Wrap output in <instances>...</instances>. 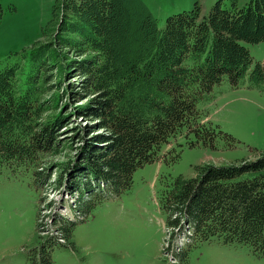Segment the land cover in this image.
Listing matches in <instances>:
<instances>
[{
  "label": "trees",
  "instance_id": "16d2710c",
  "mask_svg": "<svg viewBox=\"0 0 264 264\" xmlns=\"http://www.w3.org/2000/svg\"><path fill=\"white\" fill-rule=\"evenodd\" d=\"M3 16L0 0V23ZM44 36L0 68V170L31 171L39 188L48 182L46 158L63 145L69 120L58 111L61 93L45 98L46 84L54 79L61 89L67 81L72 101L87 98L74 107L92 124L77 127L79 156L57 164L64 173L53 184L77 195L72 209L81 217L129 189L134 172L185 129L215 146L218 132L201 120L198 101L224 76L234 87L246 77L253 57L244 42L264 41V0L232 8L217 2L207 14L197 4L170 15L163 28L144 0H58ZM263 83L264 61L250 73L251 85ZM195 170L162 191L172 237L184 234L193 244L217 237L264 256V149ZM51 220L57 233L38 232L41 243H72L76 221Z\"/></svg>",
  "mask_w": 264,
  "mask_h": 264
},
{
  "label": "rangeland",
  "instance_id": "374dc122",
  "mask_svg": "<svg viewBox=\"0 0 264 264\" xmlns=\"http://www.w3.org/2000/svg\"><path fill=\"white\" fill-rule=\"evenodd\" d=\"M57 1L1 0L4 16L0 23V68L15 62L36 41L46 40L44 32ZM144 1L163 28L170 15L192 10L197 4L202 14H207L217 2L232 8L242 7L249 0ZM244 44L253 57L246 77L234 87L224 76L197 104L201 120L218 132L215 146L205 145L185 129L163 145L155 161L134 172L129 189L104 199L81 217L72 209L77 195L53 181L64 173L58 163L79 156L83 138L77 134V127L92 122L78 115L74 106L85 104L87 98L72 101L66 92L67 81L61 89L54 79L49 81L45 98L61 93L58 111L69 120L59 136L63 145L46 158L44 165L50 166L51 178L40 188L31 171L0 170V264H264V256L245 244H226L217 237L193 244L191 238L180 233L173 238L160 206L166 185L179 176H196V165H227L253 158L264 149V83L250 84L251 70L264 61V41ZM76 78L71 82H77L73 81ZM57 214L76 221L72 243L46 246L38 232L56 234L51 219Z\"/></svg>",
  "mask_w": 264,
  "mask_h": 264
}]
</instances>
